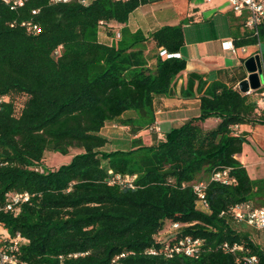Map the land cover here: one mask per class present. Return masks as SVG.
Segmentation results:
<instances>
[{"label": "trees", "instance_id": "trees-1", "mask_svg": "<svg viewBox=\"0 0 264 264\" xmlns=\"http://www.w3.org/2000/svg\"><path fill=\"white\" fill-rule=\"evenodd\" d=\"M151 2L25 0L10 9L0 0V202L10 192L30 196L16 217L0 212V225L25 239L20 259L28 264H243L250 256L264 264V250L249 235L254 228L231 215L244 202L264 208V177L251 178L236 158L249 135L240 127L264 126L255 97L189 73L180 96L197 94L199 114L162 140L151 133L144 144L138 135L154 127L156 103L172 95L186 65L174 55L190 17L148 36L121 28L114 39L116 25ZM148 38L155 49L146 55ZM258 43L264 71V21L257 37L233 38L235 48ZM208 118L218 122L205 130ZM110 123L129 128L128 149H104L108 139L99 132ZM70 149L81 152L37 170L46 150ZM109 170L135 176L133 188L109 184ZM223 170L234 183L211 180ZM198 182L206 204L193 191ZM172 223L181 226L174 238L201 241L196 257L166 256ZM225 242L244 251H225Z\"/></svg>", "mask_w": 264, "mask_h": 264}, {"label": "crops", "instance_id": "crops-1", "mask_svg": "<svg viewBox=\"0 0 264 264\" xmlns=\"http://www.w3.org/2000/svg\"><path fill=\"white\" fill-rule=\"evenodd\" d=\"M151 1V3H154L157 0ZM207 3H205V5L197 4L192 12L186 14V18L190 17V21L187 24H182L184 44L178 54L179 57L184 58L186 61L185 69L177 76L172 95L170 97L161 98L156 103L154 127L159 128L161 124L165 127L171 125L172 128L174 125H180L184 120L191 118L190 115H194L192 117H195L199 114L197 94H194V96L189 99H183L180 96V90L185 85L189 73L200 74L204 76L208 82L216 80L228 86H234L235 88H238V84L249 75L245 66V61L249 57L254 56L256 53L255 49L250 53L248 52V47H234V51H232L224 49L222 46L224 42L233 41L236 35L243 33L240 31V26H242L241 23L234 17L228 7V0H210ZM148 5L149 4H146L135 9L129 15L127 22L125 24H117L116 29L121 30V28H126L131 32L140 30L148 36L151 31L161 26L177 25L169 20L167 14L164 10H161V8L153 12L154 22L152 23L147 20V17L141 14L137 15L139 10L145 9ZM169 100H177L178 102L174 103ZM190 106L195 110L191 112L179 111L180 109L189 108ZM205 121L211 122V128H214L217 125L218 119L208 118ZM261 127L262 126L258 125L252 127L253 129L251 132L256 130L264 131V128ZM160 130L161 129H159V132ZM239 131L249 132L250 127L242 126ZM142 132L143 131L139 132L140 137L143 136ZM156 135L158 137L157 133ZM247 140L249 139L247 138ZM245 147V144H243L241 154L236 156L244 166L247 165L246 157L243 156ZM252 240L264 250V242L258 234L256 238Z\"/></svg>", "mask_w": 264, "mask_h": 264}, {"label": "built area", "instance_id": "built-area-1", "mask_svg": "<svg viewBox=\"0 0 264 264\" xmlns=\"http://www.w3.org/2000/svg\"><path fill=\"white\" fill-rule=\"evenodd\" d=\"M25 0H3V2L10 6V9L20 7L23 5ZM53 3L57 4H67L70 2H78L86 4V0H51ZM122 1V0H115ZM230 10L235 18L239 20L243 28L249 33L251 37L258 36V27L264 21V0H229ZM34 13V12H33ZM103 25L102 22H99ZM29 28L33 31L38 30L36 24L31 25ZM120 37V30L115 29L114 39ZM224 49L234 51L233 41H227L222 44ZM260 44L256 45L257 52L254 55H258L261 61L262 69L263 62L261 52L259 50ZM179 57L178 54L174 55ZM264 75V71H263ZM238 89V88H237ZM261 92L254 93L255 90L249 89L246 92H241L248 96H255L256 101V111L259 113L264 111V79L260 84L259 88ZM239 90V89H238ZM156 133H159L158 127H153ZM109 184H117L122 186H128L133 188L132 181L135 176L114 174L112 171H108ZM212 181L220 182L221 184L234 183V179L230 176L229 170H223L216 172L211 177ZM206 186L204 182H198L193 185V191L196 193L200 202L205 203L204 190ZM30 196L28 193H6L4 202H0V212L7 213L16 217L20 211L22 204L28 203ZM231 215L233 220L237 223H244L254 229L262 230L264 229V208L253 207L251 203L244 202L235 205L231 209ZM181 226L172 223L169 228L165 231V234L173 237L170 243H163V251L166 256L171 257L172 254H179L187 257H196L201 246V241L198 238L184 237L176 239V230ZM164 236H159L157 241L162 242ZM25 243V239L19 234L14 235L9 234V232L0 225V264H28L20 259V248ZM221 248L225 251L231 253H242L244 248L239 243H229L225 242L222 244ZM150 254H156V249H150ZM76 256V255H74ZM123 256V255H121ZM61 258V257H60ZM256 257L250 256L243 259V264H256Z\"/></svg>", "mask_w": 264, "mask_h": 264}, {"label": "rangeland", "instance_id": "rangeland-1", "mask_svg": "<svg viewBox=\"0 0 264 264\" xmlns=\"http://www.w3.org/2000/svg\"><path fill=\"white\" fill-rule=\"evenodd\" d=\"M210 1V0H209ZM207 0H157L154 3H149L145 9H141L137 12V15L141 14L144 17H147V20L152 23L154 22V11L161 8L167 14L169 20L173 24H178L186 19V14L192 12L194 7L199 5H205V3L209 2ZM212 1V0H211ZM208 4V3H207ZM228 7L230 8L229 0H228ZM188 21L185 20L184 24H187ZM241 32H247L243 26H240ZM143 33V32H142ZM144 34V33H143ZM145 35V34H144ZM146 36V35H145ZM145 54H151L154 49V42L151 39H147L144 44ZM255 49L257 52L256 46H249L248 52L252 53ZM255 97V96H254ZM170 102H178L177 100H169ZM195 110L192 106L189 108H183L179 111L187 112ZM192 114V113H191ZM191 117L194 115H190ZM179 125H174L176 127ZM202 127L205 130L211 128V122L204 121L202 123ZM171 125L169 127H165L163 125H159L160 132L158 134V138L162 140L163 134L170 130ZM261 128H264L262 126ZM253 128H250L249 135L247 138L249 139L245 143V150L243 156L246 157L247 165L245 166L251 178H262L264 177V131L263 130H256L251 132ZM142 138L143 143L148 144L150 142V135L151 133H156L155 130L152 128L147 129V131L142 130ZM141 132V131H140ZM100 135L106 137L108 139V143L105 146V150H115V149H122L126 150L129 148V140L132 138L130 130L127 126H120L116 123L107 124L105 127L101 129L99 132ZM140 133H138L139 135ZM263 145V146H262ZM81 150L79 149H70L67 154H61L58 152H53L50 150H46L44 152L43 160L37 165L38 171H48L53 170L60 165H64L70 162L71 158L80 153ZM167 224V223H166ZM261 238L264 242V229L263 230H252L249 232V235L252 239H255L256 236Z\"/></svg>", "mask_w": 264, "mask_h": 264}, {"label": "water", "instance_id": "water-1", "mask_svg": "<svg viewBox=\"0 0 264 264\" xmlns=\"http://www.w3.org/2000/svg\"><path fill=\"white\" fill-rule=\"evenodd\" d=\"M245 66L249 72V75L246 79L238 84V89L240 92H246L249 89H258L264 79L262 65L258 55L249 57L245 61Z\"/></svg>", "mask_w": 264, "mask_h": 264}]
</instances>
